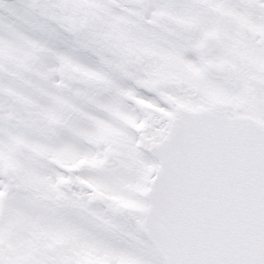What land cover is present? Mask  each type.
<instances>
[{
  "label": "snow or ice",
  "instance_id": "snow-or-ice-1",
  "mask_svg": "<svg viewBox=\"0 0 264 264\" xmlns=\"http://www.w3.org/2000/svg\"><path fill=\"white\" fill-rule=\"evenodd\" d=\"M0 264H264V0H0Z\"/></svg>",
  "mask_w": 264,
  "mask_h": 264
}]
</instances>
